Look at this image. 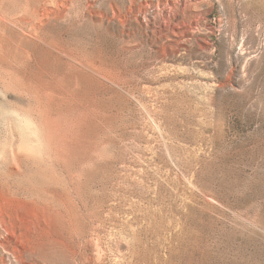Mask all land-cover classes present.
Wrapping results in <instances>:
<instances>
[{
	"label": "rangeland",
	"instance_id": "rangeland-1",
	"mask_svg": "<svg viewBox=\"0 0 264 264\" xmlns=\"http://www.w3.org/2000/svg\"><path fill=\"white\" fill-rule=\"evenodd\" d=\"M0 212L27 264H264V0H0Z\"/></svg>",
	"mask_w": 264,
	"mask_h": 264
},
{
	"label": "bare ground",
	"instance_id": "bare-ground-1",
	"mask_svg": "<svg viewBox=\"0 0 264 264\" xmlns=\"http://www.w3.org/2000/svg\"><path fill=\"white\" fill-rule=\"evenodd\" d=\"M44 14H46L45 11L40 15L43 16ZM30 217V215L25 214L11 215L0 212V262L3 264H27L29 258L32 257L33 253L29 245L30 236L33 232L30 226Z\"/></svg>",
	"mask_w": 264,
	"mask_h": 264
}]
</instances>
